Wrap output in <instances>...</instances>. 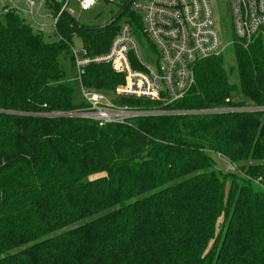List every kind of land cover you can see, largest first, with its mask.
Masks as SVG:
<instances>
[{
	"label": "trees",
	"instance_id": "1",
	"mask_svg": "<svg viewBox=\"0 0 264 264\" xmlns=\"http://www.w3.org/2000/svg\"><path fill=\"white\" fill-rule=\"evenodd\" d=\"M44 1L55 18L53 8L64 0ZM127 1L112 2L117 11L110 22ZM124 16L140 27L130 8ZM4 21L0 264H264V112L201 113L264 108V35L246 49L228 48L234 67L226 68L228 49L199 63L195 86L165 107L197 113L99 128L46 114L82 105L73 103L59 63L67 58L74 68L72 39L90 57L103 55L118 21L82 29L61 14L52 43L14 11ZM122 82L105 64L81 76L83 87L104 94ZM218 156L234 172L218 169Z\"/></svg>",
	"mask_w": 264,
	"mask_h": 264
},
{
	"label": "built area",
	"instance_id": "2",
	"mask_svg": "<svg viewBox=\"0 0 264 264\" xmlns=\"http://www.w3.org/2000/svg\"><path fill=\"white\" fill-rule=\"evenodd\" d=\"M40 5L45 4L39 0ZM53 18L56 23L67 2ZM113 2L114 0H105ZM224 21L231 23L232 38L226 41V29L218 23V16L210 0H133L130 9L141 18L134 29L130 20L119 26L107 52L90 57L82 48H71L73 66L78 74L82 105L73 111L53 112L49 117H71L88 120L99 128L108 124L128 125L136 118L193 114L198 111L165 109L183 100L196 84V69L204 60L223 54L231 45L246 49L255 38L264 35V0H226ZM79 9L88 11L96 0H79ZM27 14L33 15L35 0H25ZM39 5V6H40ZM10 11V10H8ZM5 10V12H8ZM12 11V10H11ZM147 50L148 62L141 53ZM108 65L122 76L123 82L111 94L83 87L81 76L90 65ZM111 97L145 100L157 107H129L116 105ZM264 112V108H216L201 113ZM226 170L234 172L227 164Z\"/></svg>",
	"mask_w": 264,
	"mask_h": 264
},
{
	"label": "rangeland",
	"instance_id": "3",
	"mask_svg": "<svg viewBox=\"0 0 264 264\" xmlns=\"http://www.w3.org/2000/svg\"><path fill=\"white\" fill-rule=\"evenodd\" d=\"M79 0H69L67 2L66 12L73 21L86 28H99L109 23L112 15L116 13V7L114 3L106 2L105 0H96V5L88 11H81L79 9ZM64 2H66L64 0ZM212 8L215 10L218 16V23L224 29H226V41L232 38L231 23L228 20L224 21L223 15L227 13V2L226 0H210ZM40 1L35 0V6L33 7V15L27 14L28 7L25 5V0H0V25H4V13L5 10L14 11L20 18H22L27 24L30 25L33 32L40 33L46 42L52 43L57 40L55 35L54 21L49 15L50 11L45 7V4H41ZM128 21L127 16H123L119 21L118 25L121 26L124 22ZM76 51L82 50V44L79 38L74 37L72 39V46ZM141 53L144 58L150 62L152 60L151 55L147 50L141 49ZM227 53L229 54L227 59L226 68L234 67V62L230 56V49ZM60 66L65 72V82L73 90V103L80 105L82 103L80 94V83L76 70L71 66L69 59L61 57L59 59ZM114 98L111 97V100ZM218 169L226 171L227 161L220 156L215 159ZM99 177V176H97ZM94 177V178H97Z\"/></svg>",
	"mask_w": 264,
	"mask_h": 264
},
{
	"label": "water",
	"instance_id": "4",
	"mask_svg": "<svg viewBox=\"0 0 264 264\" xmlns=\"http://www.w3.org/2000/svg\"><path fill=\"white\" fill-rule=\"evenodd\" d=\"M133 0H128L127 3L125 4L124 8L121 10V12L116 16V18L109 22L108 24L102 26V27H99V29H103V28H107L108 26H110L112 23L118 21L121 17L124 16V14L126 13V11L130 8L131 6V3H132ZM47 3L50 4V0H47ZM55 11L59 12L60 10H57L55 8H53ZM62 15L65 16L69 21H71L73 23V25L77 28H82L81 26L77 25L74 21H72V19L70 18V16L64 12H62ZM83 29V28H82Z\"/></svg>",
	"mask_w": 264,
	"mask_h": 264
},
{
	"label": "crops",
	"instance_id": "5",
	"mask_svg": "<svg viewBox=\"0 0 264 264\" xmlns=\"http://www.w3.org/2000/svg\"><path fill=\"white\" fill-rule=\"evenodd\" d=\"M49 15L53 18V16L51 15V12L49 13Z\"/></svg>",
	"mask_w": 264,
	"mask_h": 264
}]
</instances>
